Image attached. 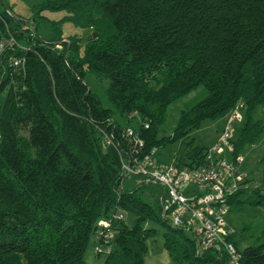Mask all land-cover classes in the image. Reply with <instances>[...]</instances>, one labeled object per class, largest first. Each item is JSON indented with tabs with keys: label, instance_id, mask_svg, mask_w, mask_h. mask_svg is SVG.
Returning a JSON list of instances; mask_svg holds the SVG:
<instances>
[{
	"label": "trees",
	"instance_id": "obj_1",
	"mask_svg": "<svg viewBox=\"0 0 264 264\" xmlns=\"http://www.w3.org/2000/svg\"><path fill=\"white\" fill-rule=\"evenodd\" d=\"M2 1L8 24L1 23L2 31L22 42L23 20ZM44 10L66 14L52 20ZM33 12L34 21H69L90 36L81 53L80 37L53 42L36 29L29 49H8L0 59V94L7 90L0 104V264H86L93 235L95 248H109L97 249L106 255L103 264H145L148 239L157 234L148 220L168 227L165 246L178 264H225L227 255L215 248L197 254L189 234L163 221L139 187H122L123 155L131 148L125 132L132 127L146 151L182 139L176 157L193 166L208 148L191 147L192 130L241 107L232 157L258 143L264 135V0H44ZM10 55L25 57L20 72L10 67ZM87 72L109 79L111 107L89 88ZM200 87L173 134L159 139L168 106ZM250 181L248 174L232 204L264 206V184L250 189ZM103 219L110 226H101ZM235 236L229 239L243 264H264V228L260 242L244 249Z\"/></svg>",
	"mask_w": 264,
	"mask_h": 264
},
{
	"label": "built area",
	"instance_id": "obj_2",
	"mask_svg": "<svg viewBox=\"0 0 264 264\" xmlns=\"http://www.w3.org/2000/svg\"><path fill=\"white\" fill-rule=\"evenodd\" d=\"M2 22L8 26L0 12V59L8 49H29V45L19 42L13 33L5 35L1 28ZM29 29L24 24L17 31L25 32ZM8 59L13 70L24 68V56L10 55ZM1 71L0 67V74ZM242 119L240 108H234L216 144L206 150L199 164L193 166L190 164L192 160L187 157L185 162L181 161L182 156L179 159L176 157L172 162L162 159L157 147L146 151L145 140L132 127L126 128L125 132L131 148L123 155L122 187L130 176L140 180L143 185L160 184L163 187L160 199L162 220L190 234L197 254L213 248L224 252L227 255L225 264H243L241 251L229 239L234 230L227 222L232 204L230 200L241 188L248 185V174L241 169L243 156L233 158L231 154L234 150L232 140L235 137L236 124ZM99 224L108 227L111 220L103 219ZM105 236L111 237V234ZM97 249L109 250L104 247Z\"/></svg>",
	"mask_w": 264,
	"mask_h": 264
},
{
	"label": "rangeland",
	"instance_id": "obj_3",
	"mask_svg": "<svg viewBox=\"0 0 264 264\" xmlns=\"http://www.w3.org/2000/svg\"><path fill=\"white\" fill-rule=\"evenodd\" d=\"M13 7L16 14L23 20L22 24L29 26V30L25 31L23 43H27V38L34 34L42 37L45 40L61 41L69 40L68 37L78 36L81 38L83 53L85 43L90 36L89 29H82L72 22L65 21L61 25L52 24L50 21L36 18L34 21L33 7L42 3L44 0H5ZM42 14L48 16L52 20H60L65 16L66 12L63 10H44ZM37 29V33H36ZM60 49L64 47L63 43L57 45ZM85 80L89 85V88L100 98L102 105L106 108L111 107L107 88L109 86L108 78H101L93 72H87ZM203 87L190 93L183 95L174 100L167 108V118L164 124H162L158 130V138L169 137L173 134L174 129L179 122L183 109L189 104H192L201 94ZM7 90L0 94V104L4 102ZM243 114V110L240 107ZM231 117V112L225 116L217 119H205L199 128L192 130L187 141H192L191 147H207L214 146ZM115 118L124 125L126 120L120 115L116 114ZM136 124V120L133 121ZM182 139L168 142L166 145H158L159 157L169 162L175 160L178 152L183 146ZM244 162L241 165V169L249 174L251 181L249 183L250 189L263 186L264 184V135L262 139L252 146L248 147L242 154ZM125 188L133 190L140 188L143 198L153 207V209L160 215V199L163 193V187L157 183L142 184V182L135 177L130 176L125 180ZM264 192V186L262 187ZM243 195L241 198H245ZM125 220L129 223H133L134 216L130 213H124ZM228 225L234 230L236 234L235 238L239 242L240 248L244 249L249 245L259 243V237L264 228V206L252 203H234L231 204V209L227 215ZM146 226L153 227L157 230V234L148 239L149 252L146 256L145 264H178L175 262L169 251L165 246L164 232L167 230V226L156 220H148L145 222ZM191 237V235L189 234ZM96 238L92 236L90 245L87 249L85 259L86 264H103L106 255L99 254L95 248Z\"/></svg>",
	"mask_w": 264,
	"mask_h": 264
},
{
	"label": "water",
	"instance_id": "obj_4",
	"mask_svg": "<svg viewBox=\"0 0 264 264\" xmlns=\"http://www.w3.org/2000/svg\"><path fill=\"white\" fill-rule=\"evenodd\" d=\"M2 3H4V0L2 1ZM185 159H186L185 156L181 157L182 162H185Z\"/></svg>",
	"mask_w": 264,
	"mask_h": 264
}]
</instances>
